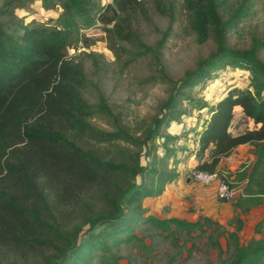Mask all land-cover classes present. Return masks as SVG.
I'll list each match as a JSON object with an SVG mask.
<instances>
[{"label":"trees","instance_id":"1","mask_svg":"<svg viewBox=\"0 0 264 264\" xmlns=\"http://www.w3.org/2000/svg\"><path fill=\"white\" fill-rule=\"evenodd\" d=\"M19 1L6 0L0 8V264H90L95 256L102 264H121L111 246L140 239L135 229L142 220L172 236L202 228L201 219L147 215L144 205L179 177L177 165L190 154L199 160L195 169L222 175L223 158L250 144L256 160L241 175L248 181L235 206L249 211L264 202V37L247 48L228 42L255 0H238L230 9H224L227 0H184L193 28L215 48L177 79L159 59L171 26L155 46L140 30L141 20L154 24L148 2L171 23L172 2L43 0L63 9L57 24H26L9 8ZM98 25L118 44L129 43L134 59L154 54L160 79L170 86L156 113L137 128L123 122L103 95L98 103L85 98L83 91L97 86L82 62L68 56L75 35ZM226 64L245 69L249 86L234 87L212 104L194 98L192 89ZM186 100L207 110L200 130L194 129L196 151L168 131L189 113ZM237 106L254 127L235 135L230 127ZM101 115L109 127L93 122ZM238 221L228 264H264V237L241 244ZM263 228L264 219L255 232L264 234Z\"/></svg>","mask_w":264,"mask_h":264},{"label":"rangeland","instance_id":"2","mask_svg":"<svg viewBox=\"0 0 264 264\" xmlns=\"http://www.w3.org/2000/svg\"><path fill=\"white\" fill-rule=\"evenodd\" d=\"M97 1L101 6L111 2ZM163 1L167 6L169 2L174 5V21L171 23L169 16L162 15L153 3L148 2L154 24L141 20L140 30L144 42L155 46L162 39V32L171 26L164 46L159 50V59L166 72L173 79H177L187 69L193 68L201 58L208 56L215 48V43L212 39L201 40L199 33L193 28L184 0ZM237 3L238 0H227L224 9L233 8ZM5 4L6 0H0V8ZM9 8L26 24H57L63 12L60 6L53 3L47 5L43 0H22L11 4ZM259 37H264V0L254 1L250 14L229 33L228 42L235 48H247ZM116 43L113 36L101 25L83 29L75 35L68 48V56L82 62L87 78L97 86L84 90L85 98L91 103H98L103 95L123 122L137 128L144 119L156 113L158 104L168 97L170 86L160 79V64L154 54L136 60L132 56L134 50L129 43ZM260 57L264 61V52ZM250 82L251 75L245 69L226 64L214 71L209 79L198 83L191 94L194 98L212 104L225 96L230 89L247 87ZM185 104L189 113L180 122H173L168 131L180 134V144L192 150L195 140L192 130L198 128L207 116V110L204 108L200 112L194 103L187 100ZM93 122L109 127L104 115L94 118ZM192 159L190 154V160ZM186 161L181 162L182 168L186 165V168L192 170V161ZM179 165L180 163L177 168ZM236 200L237 197L208 215L204 208L198 210L191 202L189 209L185 210L189 212L188 219H201L204 225L190 233L177 232L172 236L142 220L135 229L140 239L118 246L112 245L111 253L119 257L121 264H228L236 253V242L230 233L239 227L238 219L242 220V229L239 231L241 244L246 245L253 239L264 237L263 231L257 233L253 228L257 220L264 219V211H260L264 209V202L257 206V213L251 215L249 211L236 207ZM90 264L102 263L99 256H95Z\"/></svg>","mask_w":264,"mask_h":264},{"label":"crops","instance_id":"3","mask_svg":"<svg viewBox=\"0 0 264 264\" xmlns=\"http://www.w3.org/2000/svg\"><path fill=\"white\" fill-rule=\"evenodd\" d=\"M203 120L195 130H200ZM253 127V120L243 113L240 106H237L235 108V117L230 127V131L236 135L244 132L247 128L251 129ZM195 130H192L195 133V140L193 141L194 148L191 149L196 151L198 148V142ZM191 158L193 159L190 160L189 155L187 161H185H192L193 163L191 162V167L194 168L199 163V160L195 154H191ZM255 160L256 156L252 151V146L247 143L239 145L229 156L222 160L221 164L223 166V171L228 180L242 188L237 198L244 196L243 189L248 181L247 178H241V175L245 171L249 173L252 170ZM184 166L185 168H182V163H180L178 166L179 168H177L179 177L175 181L168 183L160 196L147 197L144 200V205L147 207L149 214L157 217L176 216L188 219L189 212L185 210L189 209L191 202L192 204H195V208L198 210L204 208L207 215L208 213L212 214V211L217 210L218 207L229 203L220 201L216 194L215 185L205 186L192 180L189 174L190 168H186V165ZM262 197L264 198V195H262ZM258 209L259 207L254 206L249 210V213L253 215L254 213H257ZM260 211H264V209H261ZM258 221L260 220H257V222L254 223V231Z\"/></svg>","mask_w":264,"mask_h":264},{"label":"built area","instance_id":"4","mask_svg":"<svg viewBox=\"0 0 264 264\" xmlns=\"http://www.w3.org/2000/svg\"><path fill=\"white\" fill-rule=\"evenodd\" d=\"M189 174L192 180L202 185H215L217 197L225 202L235 200L240 193V188L231 183L225 173L220 175L218 172H208L193 168Z\"/></svg>","mask_w":264,"mask_h":264},{"label":"water","instance_id":"5","mask_svg":"<svg viewBox=\"0 0 264 264\" xmlns=\"http://www.w3.org/2000/svg\"><path fill=\"white\" fill-rule=\"evenodd\" d=\"M220 201H221V202H223V200H222V199H220Z\"/></svg>","mask_w":264,"mask_h":264}]
</instances>
